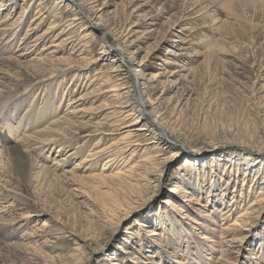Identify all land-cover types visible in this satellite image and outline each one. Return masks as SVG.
<instances>
[{"label": "rangeland", "instance_id": "374dc122", "mask_svg": "<svg viewBox=\"0 0 264 264\" xmlns=\"http://www.w3.org/2000/svg\"><path fill=\"white\" fill-rule=\"evenodd\" d=\"M56 1L0 0V37L15 30L18 42H28L24 50L3 49L28 56L19 76L2 62L20 83L12 98L26 93L27 80L51 79V93L34 83L33 95L54 96L62 107L71 101L75 112L63 152L26 142L25 174L7 154L0 159V264H264L261 176L243 159L264 158V0ZM77 14L83 22L69 25ZM115 59L130 71L121 96L110 91L118 83ZM55 65L64 73H54ZM139 92L150 131L121 152L125 120L116 105ZM97 127L106 134L91 144L107 147L105 156L81 163L90 154L85 148L63 161ZM109 159L115 169L98 186L90 166L100 171ZM162 159L160 181H148L145 165L157 172ZM128 164L138 168L135 179L111 177ZM164 197L173 204L165 207ZM113 198L134 207L120 221L109 209ZM166 211L177 232L169 223L156 226ZM150 227L159 234L150 235ZM4 231L25 244L3 238Z\"/></svg>", "mask_w": 264, "mask_h": 264}, {"label": "bare ground", "instance_id": "6f19581e", "mask_svg": "<svg viewBox=\"0 0 264 264\" xmlns=\"http://www.w3.org/2000/svg\"><path fill=\"white\" fill-rule=\"evenodd\" d=\"M243 1H241V2H243ZM246 1H249V0H246ZM61 2H62V0H57L55 3L58 4ZM237 2H238V0H237ZM239 2H240V0H239ZM251 2H252V0H251ZM236 4H234V5H236ZM231 10H233V9H231ZM82 17H79L77 14V16H75L74 18H71L69 20V25L75 24L77 21L83 22ZM75 25H77V24H75ZM19 27H22V25H18L15 29L17 30ZM13 31L14 32L11 34L10 37H5V38L0 37L1 38V40H0V62L1 63L3 62L5 65H7V67H11L13 69V73H16L19 76L20 73L23 74L22 68L20 67V66H22V62H23L22 60H24L28 57V56H26V52L24 51V52L18 54L17 53L18 51L16 49V50L12 51L13 54H15L14 56L13 55L5 56V53H8V51L3 50V49H4V47H10V48H14V47L21 48V47H23V48H21V50H24V47H26L28 42L22 41V40H20V42H18V36L15 35V30H13ZM49 33H50V30H47L44 34L47 35ZM91 33L92 32H89V34H91ZM17 42H18V44H17ZM53 46H57V44H54ZM45 49H46V47L44 46L42 50H45ZM1 50H3V51H1ZM103 53H104L103 57H105L109 53V50L106 49L105 51H103ZM36 59L39 60L38 58H36ZM14 60H16L18 63H20V65H18L17 62H15ZM114 61H117L116 65H114L113 71L117 72V74L114 77L117 78L118 83L116 82L117 84H115L113 86L114 88L111 89L110 91H113L114 95L119 96L121 89L126 88V86H123L120 89L119 86L124 85L123 82L125 81V79L127 77L126 75L130 71L128 69L129 67L123 68L124 67L123 64L121 62H118L119 61L118 59H115ZM3 63L0 66V74H1V76H0V101L2 102V105L0 106V126L2 125V128L6 129L7 134L2 135L3 143H0V144L5 145L3 147H6V148L0 149V159L2 158V156H4V154H7L10 157V159L13 160L14 162L17 163V161H18V165H17L18 169L20 167V171L23 174H25L27 171L28 164H29L28 163L29 157L27 158L28 147H27L26 142L33 141L35 143V145L41 144L43 147L44 146L45 147L54 146L55 144H57L59 147L58 151L63 152L66 149V147H68L70 145V144L68 145V143H70L69 138H71L70 137L71 135L69 133L70 136L68 138V132L70 130V126L73 124L72 123L73 117L70 115L75 113V112L73 111L74 108L72 110L73 112L69 111V107H70L69 104L70 105L72 104L71 101L68 102L66 105H63V107H62V100L60 102H58L57 98L54 96H51L48 100H46V99H40L37 96L33 95L32 88L30 89L29 86L31 87L32 84H34V83H35V85H42V84L46 85V88L51 93L53 91V86H52L53 83L50 81L51 79H45V80L37 79V80H34L33 82H30L31 80L30 81L27 80V82H29L30 85L29 84L26 85V87L28 88L26 93L22 96H19L18 98H16V97L12 98V96H11L12 92L18 87V85L20 83H19L17 77L11 76L9 74H6L4 71H2L3 70L2 67L4 66ZM47 64H49V63H47ZM53 65L54 64H52V66ZM40 66H42V65L40 64ZM23 69H25V68H23ZM38 70H40V69H38ZM64 70H65L64 68L56 66V68L53 71H54V73L61 74V73H64L63 72ZM44 72H46V71H44ZM24 77H26V76H24ZM126 80H128V79H126ZM138 94H139V97H137L136 100H134L132 102H131V100H127L126 102H122L123 101V99H122L121 102L119 101L120 106L116 105L117 109L118 108L121 109L123 116H124L123 118L125 120V122H122L123 125L121 128V129L125 130L124 132L122 131V133H123L122 139L123 140L120 141L123 146L121 147L122 149H119V151L125 150V152H126L127 147H131V146L133 147L134 145H139L138 143L133 144L132 140H130V139L137 137L139 135H144L145 133L150 131V127H148V122L143 117V113H144V111H146L147 106L143 102V98L141 97V93L139 92ZM117 103H118V101H117ZM124 103H127V104L125 105ZM43 122H45V123L43 124ZM75 123L76 122H74V124ZM14 125H16V126H14ZM43 125H46V126L42 128ZM9 133H10V135H9ZM11 134H13V135L11 136ZM105 134H106L105 130L103 131L100 127L99 128L98 127L93 128L86 135L87 137H89L90 143L88 142L85 145H78V146L73 147L72 149L69 150V152H67V155L65 156V158H63L64 159L63 161H65L67 159L69 160L71 158L74 159V158L79 157L81 154H84L85 148L88 151L90 150L89 151L90 154L85 155V157L82 159L81 163H85L86 161H90L89 157H92L93 158L92 160L102 159L106 154L105 149L107 147L106 148L103 147L104 149H99L94 144H91V141L93 139H100L101 140V138L103 136H105ZM97 137H99V138H97ZM13 140H15V145L9 146L8 144L10 142H12ZM6 142H8V143H6ZM114 146L116 147V144ZM89 147H92V148H89ZM206 149H209V147H206ZM117 150H115V151H117ZM112 152H113V150H112ZM259 153L260 152H258L256 154H259ZM116 154H118V152H115V155ZM132 154H134V150L132 151ZM189 158L190 157H187L185 159V160H187L185 165H189L190 163H192V161ZM113 159H109L108 161H106L104 163V167L100 171H96L97 167L95 166V164L90 166L91 170L88 171L91 173L90 178H92V180H94V179L98 180L99 181L98 186H99V183L106 184V181L109 179V178L108 179H106V178L108 176L110 177L109 172L114 171L115 167L112 164L110 165V162H112ZM199 159H197L195 162H197ZM243 159H244V164L247 166V167H245V169L249 173L260 174V176H261V178H260L261 179V191L264 192V158H260L259 155L253 156L250 153L249 154L245 153ZM146 164H148V163H146ZM149 164H150V162H149ZM164 164H165L164 159L157 162V164H156L158 166L157 172H154L150 167H147V165H145L143 173L146 174L148 181H152V180H154L155 182L160 181V179H161L160 177H161V174L163 171L162 166H164ZM159 166L161 168H159ZM75 168L76 167L73 168L74 169L73 173L77 168H79L78 165H77V168L76 169ZM15 169H16V167H15ZM137 169L138 168H135L134 166H130L129 164L127 166L123 165L121 168H119V170L117 172L115 171L113 174H111V177H113V178L116 177V179L120 178L121 181L131 182V180L135 179L134 176H135V171H137ZM17 175H19V174H17ZM85 176H87V175H85ZM16 177H18V176H16ZM24 178H25V176H24ZM113 178H112V180H114ZM80 180H82V179H80ZM110 180H111V178H110ZM117 182H119V180ZM170 190H172V188ZM108 194H110V196H111L112 193H108ZM149 200H150V197L143 200L144 201L143 204H145ZM171 200L172 199L169 197H164V200H162V201H163V204L165 203V207L173 204V202ZM133 208H134L133 206H127V204L121 202L119 200V198H113L112 201L110 202V205H109V209H110V211L113 212V216L118 217L119 221L123 216H127L128 214H130L133 211ZM169 216H170V214H168V212L165 214V216H163V215L156 216V220H159V224H156V226L160 225V223H162V225L169 223L168 225L171 226V229L173 230V232H177L178 231L177 224L172 219V216H170V217ZM4 222H3L2 216H0V234H2L1 232H2L3 228H5V226H6V223H4ZM137 223H139L140 226L145 225L143 223V221H139ZM5 230H6V228H5ZM149 230L151 232L150 235L159 234L158 228L150 227ZM2 236H3V238H6L7 240L16 244L19 247L24 245L26 242V239L24 237L18 236L14 232H9V233L7 232L6 234H4ZM239 249L242 250V247H239Z\"/></svg>", "mask_w": 264, "mask_h": 264}]
</instances>
